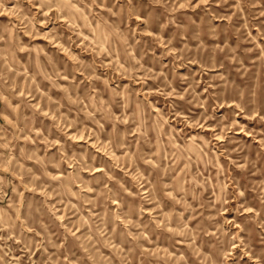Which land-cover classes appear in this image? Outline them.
Returning <instances> with one entry per match:
<instances>
[{
	"label": "rangeland",
	"instance_id": "1",
	"mask_svg": "<svg viewBox=\"0 0 264 264\" xmlns=\"http://www.w3.org/2000/svg\"><path fill=\"white\" fill-rule=\"evenodd\" d=\"M0 264H264V0H0Z\"/></svg>",
	"mask_w": 264,
	"mask_h": 264
}]
</instances>
